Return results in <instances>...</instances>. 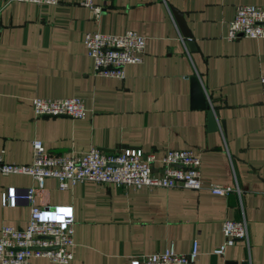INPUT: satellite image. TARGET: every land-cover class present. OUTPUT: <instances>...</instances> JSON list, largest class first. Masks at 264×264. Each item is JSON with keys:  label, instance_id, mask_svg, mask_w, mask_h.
Here are the masks:
<instances>
[{"label": "crops", "instance_id": "crops-1", "mask_svg": "<svg viewBox=\"0 0 264 264\" xmlns=\"http://www.w3.org/2000/svg\"><path fill=\"white\" fill-rule=\"evenodd\" d=\"M83 0L55 5L0 0V153L4 163L27 165L33 140L51 154H106L137 148L160 159L166 150H191L201 160V188L135 189L75 184L59 190L53 179L36 192L40 208L70 206L73 258L67 264H131L169 248L187 254L198 244L195 264H264V40H228V24L240 5L264 0H111L93 20ZM182 16L185 37L172 11ZM146 38L142 64L125 79L93 75L83 45L88 32ZM191 43V47L187 43ZM195 77L214 116L197 107ZM33 98H80L84 119L35 118ZM154 170L160 172L156 163ZM237 186L239 194H211L210 187ZM28 175H0V230L24 229L30 205L3 207L8 188H36ZM244 216L248 244L237 241L213 254L224 220ZM29 264H57L33 258Z\"/></svg>", "mask_w": 264, "mask_h": 264}, {"label": "built area", "instance_id": "built-area-1", "mask_svg": "<svg viewBox=\"0 0 264 264\" xmlns=\"http://www.w3.org/2000/svg\"><path fill=\"white\" fill-rule=\"evenodd\" d=\"M37 6L55 5L59 0H13ZM107 4L111 0H101ZM95 21H99L103 7L83 0ZM249 38L264 40V5H240L236 7L233 20L228 24V40ZM83 45L92 60L93 75L117 80L125 79V68L143 62L146 38L134 31L121 35L88 32L83 35ZM264 85V75L259 77ZM31 106L35 118L69 117L84 119L86 109L80 98H33ZM264 131V121L262 125ZM32 160L27 165L4 163L0 153V175L20 174L31 176L37 187L16 194L8 188L1 196L3 207H14L17 200L30 205L28 222L24 229L3 226L0 230V264H29L33 258H46L57 264H67L73 258L74 218L70 206L40 208L35 203L36 192L44 180L53 179L59 190H69L77 183L93 182L119 188H162L198 191L201 188V160L191 150H166L160 159L153 153H144L137 148L106 154L98 148L86 152L51 154L40 140H33ZM160 165V172L154 165ZM210 192L216 196H227L237 186L213 185ZM223 243L213 254L222 256L227 247L237 241L248 244L247 222L224 220L221 225ZM199 256L198 244L192 242L187 254L169 248L162 253L139 256L131 264H195Z\"/></svg>", "mask_w": 264, "mask_h": 264}, {"label": "water", "instance_id": "water-1", "mask_svg": "<svg viewBox=\"0 0 264 264\" xmlns=\"http://www.w3.org/2000/svg\"><path fill=\"white\" fill-rule=\"evenodd\" d=\"M172 14H173L175 20L177 21L180 29L182 30L184 36L190 39V36L187 33V31H186L185 23H184V21L182 19V16L179 13H177L176 11H174V10L172 11ZM187 45L189 47H191V43L190 42H188ZM190 81H191V86H192V90H193V99H194L195 105L197 107L207 109V111H208V114H207L208 127L212 131L216 130L217 126H216V122H215L214 116L211 113L209 107L206 106V98H205L204 93H203V91L201 90V88H200V86L198 84L197 79L195 77H192L190 79ZM243 264H247V263H243Z\"/></svg>", "mask_w": 264, "mask_h": 264}]
</instances>
